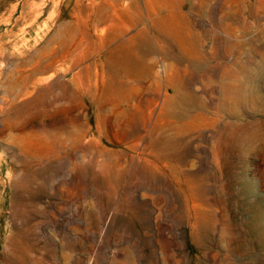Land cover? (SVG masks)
<instances>
[{"label":"rangeland","instance_id":"obj_1","mask_svg":"<svg viewBox=\"0 0 264 264\" xmlns=\"http://www.w3.org/2000/svg\"><path fill=\"white\" fill-rule=\"evenodd\" d=\"M0 264H264V0H0Z\"/></svg>","mask_w":264,"mask_h":264},{"label":"bare ground","instance_id":"obj_2","mask_svg":"<svg viewBox=\"0 0 264 264\" xmlns=\"http://www.w3.org/2000/svg\"><path fill=\"white\" fill-rule=\"evenodd\" d=\"M169 27V25L165 26V28ZM168 29V28H167ZM119 31L118 32H112L111 34V39L112 40H115L119 35V33H123V30L120 28L118 29ZM171 30V29H170ZM169 30V31H170ZM168 31V32H169ZM172 32V30L170 31ZM176 37V36H175ZM180 38V37H179ZM130 45L121 41V42H118L116 45L113 46V48L110 50V54H109V58H110V61L111 62H115L117 61V64L120 63V64H124L125 66V70L126 71H130L129 69V66L131 67L133 64H135L137 61H136V58L135 57H132L131 56V52H130ZM131 53V54H130ZM169 63V62H168ZM119 64V65H120ZM140 66L142 69H144L146 72L150 73L151 76H153L154 78H157V75L155 74V72L153 71V64H145V63H140ZM172 69V68H171ZM169 70H170V65H168L166 68H164V72L166 74V78L167 80H169ZM141 74V73H140Z\"/></svg>","mask_w":264,"mask_h":264}]
</instances>
